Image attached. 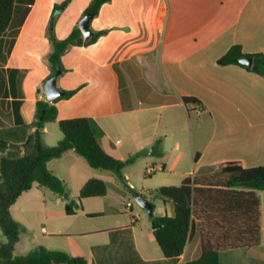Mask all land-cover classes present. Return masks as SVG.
Returning <instances> with one entry per match:
<instances>
[{"label":"crops","instance_id":"1","mask_svg":"<svg viewBox=\"0 0 264 264\" xmlns=\"http://www.w3.org/2000/svg\"><path fill=\"white\" fill-rule=\"evenodd\" d=\"M65 1L17 0L10 28L0 39V135L14 142H25L34 132L36 104L47 101L44 85L51 71L46 57L52 49L47 31L55 5ZM92 1L70 0L56 19L59 40L79 28ZM90 28L108 32L92 45L70 47L62 57L65 72L58 77V88L76 93L56 103L58 118L51 123L95 119L106 133V151L121 160L143 153L134 165L145 164L146 173L154 167L148 176L163 172L162 180L171 184L161 182L162 187L178 186L190 175L230 161L264 165V78L241 66L218 64L235 45L248 54H264V0H111ZM186 97L201 104L188 105ZM216 121L223 123L222 130L217 131ZM240 121L257 126L227 148V130L235 128L236 138L242 135ZM51 123L43 131L48 147L63 138ZM48 168L66 186L74 185L70 197L77 211L67 215L58 194L54 201L39 190L33 194L34 186L23 193L11 208L13 218L25 194L30 211H35L37 198L58 206L54 212L43 206L42 223L49 228L43 226L46 240L39 246L85 258L88 264H191L202 257L198 225L183 254L165 257L150 216L144 221L133 206L118 208L129 189L113 171L91 168L73 150L50 161ZM92 178L106 183L107 194L79 200L81 188ZM152 192L149 197L161 208L155 216L172 215L171 201ZM258 195L263 215L264 192ZM263 250L264 242L254 249L226 250L218 254V264H264Z\"/></svg>","mask_w":264,"mask_h":264},{"label":"trees","instance_id":"2","mask_svg":"<svg viewBox=\"0 0 264 264\" xmlns=\"http://www.w3.org/2000/svg\"><path fill=\"white\" fill-rule=\"evenodd\" d=\"M111 0H93L85 10L95 18L102 6ZM17 0H0V39L10 28ZM70 0L55 5L47 36L52 49L46 57L50 67V77L60 68H65L62 57L72 46H89L98 41L107 30L93 31V36L85 40L80 28H76L64 40L55 34V23L59 14ZM253 59L251 67L240 63V59ZM221 66L237 65L264 78V54L245 53L235 45L218 60ZM67 99L76 91H62ZM38 101L35 120L31 123L34 132L25 142H14L0 135V228L6 242H0V264H88L82 257H74L65 251L52 250L44 246L16 256L14 249L20 241L21 225L11 214L12 206L23 193L34 184L47 187L65 202L67 215L76 214V201L72 200L66 184L52 173L48 163L61 158L73 150L84 158L93 169L110 170L122 177L123 170L143 154L137 153L127 160L117 159L109 154L103 144L105 131L90 117L61 120L58 122L63 138L53 147H48L43 139L46 124L57 121L56 103ZM188 105L201 104L196 98L186 97ZM16 116L20 117L19 111ZM20 121H22L20 117ZM258 191L264 192V165L244 167L238 161H230L213 167L207 173H196L186 177L178 186L161 187L151 195L171 201L172 215L150 216L151 226L158 245L165 257L183 254L188 241L198 225L201 237L202 257L191 264H218V254L226 250L254 249L264 242V214L260 213L261 200ZM107 194L106 183L92 178L81 188L79 200L103 197ZM135 196L139 195L136 192ZM90 217L97 215L90 214Z\"/></svg>","mask_w":264,"mask_h":264},{"label":"rangeland","instance_id":"3","mask_svg":"<svg viewBox=\"0 0 264 264\" xmlns=\"http://www.w3.org/2000/svg\"><path fill=\"white\" fill-rule=\"evenodd\" d=\"M264 118V115L262 116ZM233 122V121H232ZM261 122V121H259ZM208 123H210V128L212 129V131L215 130L214 128V122L212 119H210L208 121ZM216 125L218 126V130H222L221 127L223 126V123L216 121L215 122ZM238 124L241 126V131H242V135L238 136L236 138V136L234 135L235 133V128H232L229 132L227 130V138H226V143H227V148H230V145L232 143V140L237 141H241L242 139L244 140V133L247 131V129L251 128V129H255L254 127L257 126L256 122H238ZM51 127H55L56 131H60L58 124L56 123H51ZM147 129H152L151 125H149L147 127ZM248 140V139H247ZM246 141V140H245ZM48 142L50 141V138L48 137ZM257 142V141H254ZM255 145V144H253ZM252 145V146H253ZM153 149V147H152ZM151 149V150H152ZM84 161V160H82ZM55 168V167H52ZM115 173V172H114ZM163 172L159 171L156 172L155 176H148L146 173V166L145 164L139 165V164H133L130 166H127L123 172H122V177H120L123 185L125 186V189H129V191L125 190V194L122 196L121 201L118 202V208L121 210H125V206L126 204H128V202H130L133 206V212L134 213H138L141 215V217L144 219V221H147V219H149V215L147 213V211L142 208L137 202H136V196L134 195V193L136 192L139 195H143V196H147L148 199L153 203V205L156 207L155 212H154V216L158 215L159 213H161V208H160V202L157 201V199L153 198V197H149L148 192L149 191H155L159 188L162 187L159 186L162 182V184H171L168 183L170 181H166V180H162V178L166 177L164 174H162ZM165 182V183H164ZM167 182V183H166ZM179 184V183H177ZM164 186H171V185H164ZM39 186L37 184L34 185L33 188V194L37 193V191H41L40 193H45L46 196L49 199L50 197H54V201H56V199H58V195L56 193H54L53 191H51L49 188L47 187H43V188H38ZM131 187V188H129ZM74 185H68L67 189L69 194L71 192H74ZM71 195V194H70ZM28 196L27 194L23 195V197L19 200L17 206L14 208L13 210V215H14V220L16 222H18L21 227H22V231L20 233V241L16 244L15 249H14V253L17 256H21V255H25L28 252L36 249L39 244H43L44 240H46L45 235L42 231L43 225L42 223V214L43 213V206H46L47 208H50L49 210L51 212H54L55 210H58V206L55 205L56 202L52 201L50 203H44L42 201L41 198H37L34 202L36 204V208L35 211H30L29 209V203L30 202H26ZM47 199V198H46ZM47 199V200H48ZM91 201H97V202H102L104 200L101 199H92ZM101 205V204H100ZM32 213H36V214H32ZM46 228H49L46 226ZM47 237V236H46ZM264 239V236H263ZM7 238L6 236L3 234L1 228H0V242H6ZM264 254V250L263 253Z\"/></svg>","mask_w":264,"mask_h":264},{"label":"water","instance_id":"4","mask_svg":"<svg viewBox=\"0 0 264 264\" xmlns=\"http://www.w3.org/2000/svg\"><path fill=\"white\" fill-rule=\"evenodd\" d=\"M92 19H93V14L88 13L79 22V28L85 40H89L93 36V31L90 28V22ZM240 63L246 65L247 67H251L253 64V59L250 57H245L240 59ZM60 74H61V70L60 68H58L57 73L54 76L47 79V81L45 82L44 91L46 94V99L50 103H53L64 96V93L58 88L57 85V80ZM136 202L147 211L149 216L154 215V205L145 196L137 195ZM76 206L77 205H75V207Z\"/></svg>","mask_w":264,"mask_h":264},{"label":"built area","instance_id":"5","mask_svg":"<svg viewBox=\"0 0 264 264\" xmlns=\"http://www.w3.org/2000/svg\"><path fill=\"white\" fill-rule=\"evenodd\" d=\"M154 172H155L154 167L150 166V167L147 168V173L148 174H153ZM127 207L130 209L132 207V204L131 203H128L127 204Z\"/></svg>","mask_w":264,"mask_h":264}]
</instances>
